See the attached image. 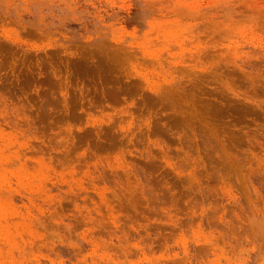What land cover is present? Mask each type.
Listing matches in <instances>:
<instances>
[{
	"label": "rangeland",
	"instance_id": "rangeland-1",
	"mask_svg": "<svg viewBox=\"0 0 264 264\" xmlns=\"http://www.w3.org/2000/svg\"><path fill=\"white\" fill-rule=\"evenodd\" d=\"M0 264H264V0H0Z\"/></svg>",
	"mask_w": 264,
	"mask_h": 264
}]
</instances>
